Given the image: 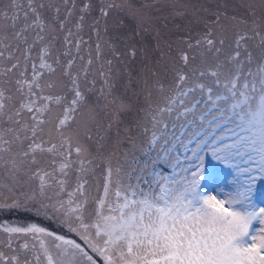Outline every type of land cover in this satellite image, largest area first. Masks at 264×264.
I'll list each match as a JSON object with an SVG mask.
<instances>
[{
	"label": "snow or ice",
	"instance_id": "snow-or-ice-1",
	"mask_svg": "<svg viewBox=\"0 0 264 264\" xmlns=\"http://www.w3.org/2000/svg\"><path fill=\"white\" fill-rule=\"evenodd\" d=\"M264 0H0V264H264Z\"/></svg>",
	"mask_w": 264,
	"mask_h": 264
},
{
	"label": "rangeland",
	"instance_id": "rangeland-1",
	"mask_svg": "<svg viewBox=\"0 0 264 264\" xmlns=\"http://www.w3.org/2000/svg\"><path fill=\"white\" fill-rule=\"evenodd\" d=\"M258 186H259V184H258ZM259 188H260V193H261L262 195H264V186H259Z\"/></svg>",
	"mask_w": 264,
	"mask_h": 264
}]
</instances>
